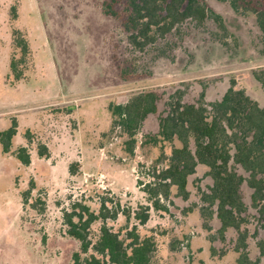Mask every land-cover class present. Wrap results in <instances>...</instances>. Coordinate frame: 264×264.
I'll list each match as a JSON object with an SVG mask.
<instances>
[{
	"label": "rangeland",
	"instance_id": "1",
	"mask_svg": "<svg viewBox=\"0 0 264 264\" xmlns=\"http://www.w3.org/2000/svg\"><path fill=\"white\" fill-rule=\"evenodd\" d=\"M199 1L222 25L189 19L142 52L130 44L124 26L128 0H0V131L17 118L12 149L29 145L34 162L22 165L0 142V264H75L76 253L82 260L94 253L82 254L81 242L68 234L65 215L75 203L96 214L102 201L112 211L117 203L132 211L150 205L138 182H152V167L162 154L171 156L173 146H181L177 140L151 141L172 95L183 93L185 103L209 107L235 83L264 107V87L254 76L264 69V34L256 16L237 12L229 1ZM15 30L30 44V55L18 64L20 81L10 68L13 59L22 58ZM151 91L161 96L158 111L145 120L130 152V137L119 127L113 130L110 105ZM44 139L51 143L48 157L39 155ZM208 172L199 165L189 177L187 199L173 187L170 200H163L168 212L151 208L146 225L123 214L106 225L123 236L137 225L142 237L153 236L154 264H242L239 232L223 233L216 215L202 214L208 207L204 194L214 184ZM242 190L251 216L243 227L249 234L245 251L249 264H264V229L258 230L251 208L253 191L247 184ZM103 223L91 226L93 243Z\"/></svg>",
	"mask_w": 264,
	"mask_h": 264
},
{
	"label": "trees",
	"instance_id": "2",
	"mask_svg": "<svg viewBox=\"0 0 264 264\" xmlns=\"http://www.w3.org/2000/svg\"><path fill=\"white\" fill-rule=\"evenodd\" d=\"M222 1H229L237 12L254 14L264 34V4L260 0ZM128 11L124 26L129 33L130 44L142 52L158 37L167 36L189 19L199 24L211 19L222 25L220 16L199 0H128ZM106 12L107 15H116L114 10ZM13 37L22 58L13 59L10 68L15 80L20 81L24 73L18 70V64L25 62L30 55V44L20 30H15ZM254 76L264 87V69L254 72ZM183 98V93L171 96L167 114L160 118L159 133L151 138L155 145L177 140L181 146H173L171 156L162 154L157 164L164 160L167 164L164 168H159L157 164L152 167V182H138L140 187L143 186L150 205H142L132 211L122 209L117 203L112 211L108 201H102L101 210L96 214L78 202L73 205L72 212L66 213L68 234L81 242V253L94 251L83 260L81 254L76 253L75 264H154L157 246L153 236L142 237L137 225L123 236V231L114 232L105 221L123 214L128 219L133 216L139 225L144 226L150 220L151 208L168 212L163 200H170L173 187H177L178 194L187 199L189 177L196 173L199 165L209 168L208 175L214 182L210 192L204 194L208 207L203 206L202 214L216 215L222 223L223 233L230 228L239 232L240 246L237 251L242 253L240 262L249 264L250 259L245 251L249 234L243 227L250 223L251 216L242 188L247 184L253 191L251 208L257 213L258 230L264 229V107L245 90L236 89L235 83L220 101L212 102L209 107L204 106L205 102L200 105L185 103ZM160 99L157 92H142L126 104L110 105L114 116L113 130L119 127L130 137V152H133L135 137L145 120L157 113ZM18 126L17 119L13 118L11 126L0 131V142L4 153H13L23 165L30 166L32 161L28 147L12 150ZM27 134L32 141L31 132ZM49 154L47 146L41 144L40 157H48ZM240 168L246 176L240 173ZM30 192H24V203H27ZM100 220L104 222L101 235L93 243L89 238L90 229ZM260 248L261 255H264V240L260 241Z\"/></svg>",
	"mask_w": 264,
	"mask_h": 264
},
{
	"label": "crops",
	"instance_id": "3",
	"mask_svg": "<svg viewBox=\"0 0 264 264\" xmlns=\"http://www.w3.org/2000/svg\"><path fill=\"white\" fill-rule=\"evenodd\" d=\"M16 119H17V118H16ZM17 121H18V120H17ZM11 123H12V122H11ZM34 127H36V122H35V124H34ZM32 130H33L32 132H35L34 129H32ZM18 132H19V126H18ZM17 134H18V133H17ZM16 136H17V135H16ZM16 136H15V138H16ZM15 138H14V139H15ZM22 140H24V139H22ZM48 140H49V139H44L43 141L46 142V144H45V143H44V144H45L47 147H50V144H51V143H50ZM50 140H52V139H50ZM13 141H14V140H13ZM24 141H25V140H24ZM47 141H48V143H47ZM52 141L55 142V140H52ZM25 143H26V141H25ZM20 147H29V145H23V146H20ZM20 147H18V148H20ZM12 148H13V146H12ZM18 148H17V149H18ZM17 149H16V150H17ZM12 150H13V149H12ZM13 151H15V150H13ZM7 154H8V153H7ZM10 154H13V153H10ZM15 157H16V156H15ZM16 158H17V157H16ZM18 161H19V160H18ZM31 161H32V163H31V165H32V164L34 163L33 160H32V157H31ZM19 162H20V161H19ZM20 163H21V162H20ZM21 164H22V163H21ZM22 165H23V164H22ZM31 165H30V166H31ZM24 166H25V165H24ZM27 167H28V166H27ZM23 203H24V201H23ZM23 206H25V203L23 204Z\"/></svg>",
	"mask_w": 264,
	"mask_h": 264
}]
</instances>
